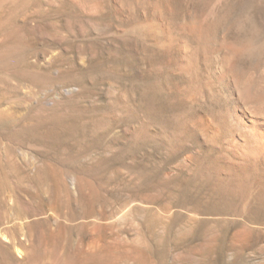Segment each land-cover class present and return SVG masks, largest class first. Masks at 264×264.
Segmentation results:
<instances>
[{"label":"rangeland","instance_id":"obj_1","mask_svg":"<svg viewBox=\"0 0 264 264\" xmlns=\"http://www.w3.org/2000/svg\"><path fill=\"white\" fill-rule=\"evenodd\" d=\"M263 70L264 0H0V264H264Z\"/></svg>","mask_w":264,"mask_h":264},{"label":"bare ground","instance_id":"obj_2","mask_svg":"<svg viewBox=\"0 0 264 264\" xmlns=\"http://www.w3.org/2000/svg\"><path fill=\"white\" fill-rule=\"evenodd\" d=\"M225 62H227V61L225 60ZM225 68H228V67H225ZM228 70L229 71H226V69H225L224 71L219 72L217 74L218 80L226 82L227 88H228L227 90H230L231 93L234 94L235 97L243 103V105H246L248 103L249 98L252 97L251 96L252 93L250 92V90L248 88L249 87L248 82L250 79L248 77H246L245 78L246 80L243 79L244 81L242 82V80H241L242 78L239 80V77H236L238 74L235 75L234 71L232 72V70H230V69H228ZM262 75L264 76V70L262 72ZM226 115H228V122H230L232 124V126H234V128L238 129L239 131H242L244 133V135H247V137L249 138V139L247 138L248 141L246 142L247 139L244 140V137L242 139L241 137H239L238 134H232L231 137L229 138V140L226 141V143L222 144V149L225 151V155H226V153H228V156L230 155L228 160H226L227 158L225 160L230 161V159H232V161H231L232 166H233V162H235L237 164L236 166L234 165V167H236V169L233 167L234 168L233 171H235V173L236 172L243 173L242 172L243 168H241L243 165H241L242 164L241 162L244 161L245 164H248V165H254L255 164L256 165L257 160H259L260 158L261 159L264 158V106H263V108L262 107L255 108V107H250V106H244L242 108L237 107L236 109L228 112ZM196 116L197 117L194 118L193 121L195 120L194 122L196 123L197 126L196 125H194V126L200 128L201 131H206L210 127H212L211 119H210V117H208L209 115L208 116L196 115ZM225 124H226L225 122L219 121L217 123V125L214 124L216 126L215 129L217 131H219L220 126H221L222 130H225L226 129ZM245 138H246V136H245ZM222 155H224V153ZM223 157H225V156H223ZM237 161H240V162L237 163ZM255 165H254V167H255ZM244 169H246V168H244ZM229 170L230 169H228L226 171H228V173H230ZM246 170L248 171V169H246ZM233 171H232V173H233ZM249 171H250V167H249ZM238 174H240V173H238ZM245 177H246V175H245ZM241 181H242V179H241ZM222 182L224 183V181H222ZM226 182H228V181H226ZM224 184H226V183H224ZM123 215H124V213H123Z\"/></svg>","mask_w":264,"mask_h":264}]
</instances>
